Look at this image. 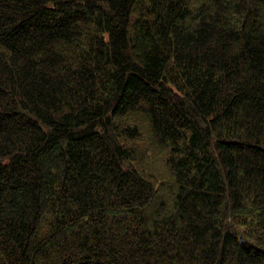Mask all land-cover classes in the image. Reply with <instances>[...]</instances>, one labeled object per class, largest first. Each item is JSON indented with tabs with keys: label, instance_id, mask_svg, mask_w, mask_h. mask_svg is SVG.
I'll use <instances>...</instances> for the list:
<instances>
[{
	"label": "trees",
	"instance_id": "trees-1",
	"mask_svg": "<svg viewBox=\"0 0 264 264\" xmlns=\"http://www.w3.org/2000/svg\"><path fill=\"white\" fill-rule=\"evenodd\" d=\"M0 264H264V0H0Z\"/></svg>",
	"mask_w": 264,
	"mask_h": 264
},
{
	"label": "rangeland",
	"instance_id": "rangeland-1",
	"mask_svg": "<svg viewBox=\"0 0 264 264\" xmlns=\"http://www.w3.org/2000/svg\"><path fill=\"white\" fill-rule=\"evenodd\" d=\"M138 145L142 148H148L149 151H152V148H151V144L150 142H148V140H145V139H141L139 140L138 142ZM149 153V152H148ZM153 153V152H152ZM152 155V154H151ZM153 158V156L151 157Z\"/></svg>",
	"mask_w": 264,
	"mask_h": 264
}]
</instances>
